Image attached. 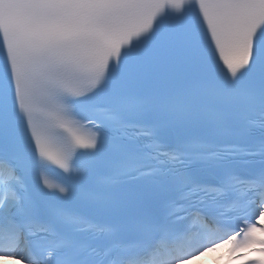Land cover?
I'll return each mask as SVG.
<instances>
[{
	"label": "snow or ice",
	"instance_id": "snow-or-ice-1",
	"mask_svg": "<svg viewBox=\"0 0 264 264\" xmlns=\"http://www.w3.org/2000/svg\"><path fill=\"white\" fill-rule=\"evenodd\" d=\"M225 245L264 264V0H0V257Z\"/></svg>",
	"mask_w": 264,
	"mask_h": 264
},
{
	"label": "bare ground",
	"instance_id": "bare-ground-1",
	"mask_svg": "<svg viewBox=\"0 0 264 264\" xmlns=\"http://www.w3.org/2000/svg\"><path fill=\"white\" fill-rule=\"evenodd\" d=\"M207 254H209V253H207ZM207 254H202V255H200V256H198V257H195L191 262H193V263H195V264H197V263H199ZM8 260H10L11 262H13V259H9V258H7ZM190 261V260H189Z\"/></svg>",
	"mask_w": 264,
	"mask_h": 264
}]
</instances>
